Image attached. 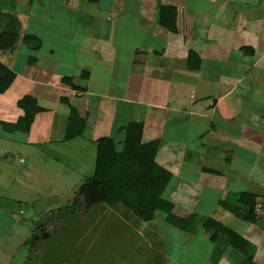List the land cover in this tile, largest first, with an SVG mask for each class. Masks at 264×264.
Wrapping results in <instances>:
<instances>
[{"label":"crops","instance_id":"obj_1","mask_svg":"<svg viewBox=\"0 0 264 264\" xmlns=\"http://www.w3.org/2000/svg\"><path fill=\"white\" fill-rule=\"evenodd\" d=\"M80 1L28 0L25 11L19 5L18 10L15 6L10 9V15L18 12L15 16L21 31L39 37L42 43L35 52L25 47L12 54L0 53V61L16 75L7 92L0 95V122H17L23 116L17 104L25 96L36 99L44 111L35 116L28 133L15 137L17 133L6 134L1 128L0 139L14 144L32 142L30 146L41 142L42 147L51 148L49 153L58 148L59 155L79 140L83 146H95L96 152L98 139L109 137L120 146L124 129L141 123L140 154L171 174L164 199L174 205V214L228 222L229 213L219 203L247 191L258 196L257 208L263 210L264 195L250 191L249 186L261 187L264 182L256 183L232 165L242 151L264 158V0H84L89 7L79 11ZM160 7L175 9V33L159 26ZM31 56L33 62L28 61ZM16 60L23 67H11ZM83 74L87 75L84 79ZM65 77L86 87L85 91L65 85ZM69 107L77 111L85 127L81 136L65 140ZM33 156H39L37 151L33 150ZM33 171L36 176L38 170L33 167ZM86 177L81 173L75 183ZM230 181L239 185L231 188ZM53 183L45 172L36 180L38 187ZM177 194L193 199L194 205L176 201ZM117 206L121 205L107 212ZM125 210L134 222L121 220L116 227L108 224L107 228L109 233H116L113 228H128V234L143 243L137 247L126 241L128 248L132 246L124 250L130 254L128 259L125 254L118 258L120 251L107 256L106 250L115 251L113 247L100 246L95 247V258H88L90 263L78 248L75 258L80 259L70 261L69 250L59 257L64 245L47 249L44 259L52 262L58 257L59 264H79L80 260L83 264H155L158 259L164 260L163 264L234 261L236 254L230 248L216 263L212 261L213 245L202 228L191 235L168 224L163 215L145 223ZM105 224L97 220L94 226L100 233ZM6 233L0 235L8 244ZM22 235L11 238L15 249L25 245V232ZM253 248L254 261L264 264V259L258 261L263 254ZM0 253L4 255L3 247ZM27 253L18 259H25ZM237 259L241 264L242 256Z\"/></svg>","mask_w":264,"mask_h":264},{"label":"rangeland","instance_id":"obj_2","mask_svg":"<svg viewBox=\"0 0 264 264\" xmlns=\"http://www.w3.org/2000/svg\"><path fill=\"white\" fill-rule=\"evenodd\" d=\"M0 3H4L0 4V7H4L5 10H7V13H10V9L13 8V6H15L16 10H18V5L21 6L22 12L28 7V0H0ZM86 7H89L87 1L84 2L83 0L79 2V11ZM16 13L18 12L12 13L13 18ZM46 13L48 14V12ZM7 22L8 21L4 17L2 25L7 26ZM24 48L25 46L22 42L18 43L17 49L23 51ZM15 66L23 67L19 60H16L15 65L11 67ZM81 82L85 85V80H81L80 83ZM9 104L13 106L12 102H9ZM14 109L15 108H13V114ZM13 123L15 122H8V124ZM1 128L2 126H0V134L2 133ZM14 132L17 133L13 135L15 137L17 135H21V132L19 131ZM7 133L9 132H6V134ZM31 136L32 133L29 134L28 140ZM23 139L27 140V137ZM32 144V142L27 144H14L12 140L0 139V234L7 231L5 239L8 242V244H6L4 235H0V237H2L0 238V249L2 247L4 249V255H1L0 253V264H5L6 262H9V264H15V259L17 260V263L22 261L24 264H42V261L59 264L60 261L58 257H53L52 262L45 260L44 258H46L45 254L47 249L50 247L57 249L61 247V245H64V249L62 248L61 250L59 255L60 258L66 255L68 253L67 250H69L71 251L72 258L70 261L80 259L75 258V255H77L79 250H81L87 254V257L84 260L89 261L88 263L91 261L88 259L90 256L95 258L97 250L95 247L103 246L105 248H110L112 246L115 251L112 249L106 250V253H108L107 256L112 255L116 251H120L118 252L119 255H117V257L122 258L126 256L128 259L130 254L128 252H124L127 247L126 241L137 244V247L143 246V243L136 240L137 238H135L134 234H128V228H124L119 231H117L116 228H113L116 233H109V228H107L108 224H115L114 227H116L118 225L116 223L120 224L121 220L127 223L133 221L131 214L126 212L125 208L122 206H117L112 208L110 210L111 212H107L110 208L109 206H106L101 202H95L91 205H87L85 210L79 214L77 218L71 220L63 218L61 220L60 218L62 217L57 214L54 216V219L56 220H50L46 223L43 218L50 215L51 212L54 215L60 207H64L66 204H71L75 200H79L82 203L86 202L87 204L84 189L86 187L85 184L88 183L87 179L94 173L96 160L95 146H83L82 143L77 140L76 144L71 143V146H66L67 150L59 155L56 153L58 148L53 149L55 152L49 153L51 148L44 144L42 147L41 142H38L37 144L34 143L35 146H30ZM33 150L37 151L39 156L34 157ZM40 150L42 151L40 152ZM44 152H46L47 155L44 156ZM18 156L21 159H18ZM33 167L38 170V174L36 176V171H33ZM232 167H234V170L242 171L245 174H248L252 179L257 181L256 183L264 182V158L262 157H256L242 151L239 154L238 162L233 163ZM44 172L47 173L49 179H52L54 183L49 186L42 185L41 187H38L36 186V180ZM81 173H83L84 176H87L86 180L84 182L78 180L75 183ZM80 182L83 184L80 185ZM41 183L38 185H41ZM236 185L239 184L231 181L229 182V186H231V188ZM37 187L39 188V191L37 190ZM249 190L255 191L258 195H264V186H249ZM177 195L178 196H174L176 201H181L186 206L194 205L193 199L191 200L185 196H180L179 194ZM237 198L238 194L233 197V199H226V202L234 203ZM257 212L264 214V209L260 211L258 207ZM228 215V222L222 221L225 224L221 223L239 235L246 237L250 243L251 249L256 246L259 252L263 254L258 258V261H262L264 259V216L252 225L244 223L230 213ZM97 220H100L101 224H103L104 221L106 223L105 226H102L100 233L98 232V228L94 226L95 221ZM13 225L14 227H12ZM24 232L25 237L23 240L25 241V245L19 247L20 249H15L11 244V238L15 237L20 239L22 238V233ZM155 234V231L153 235L151 234L152 240H155ZM163 235L167 236L168 231H165ZM177 238L178 237L175 239ZM156 240H158V238ZM15 241V239L12 240L13 244ZM152 242L153 241L148 240L149 244ZM81 244L83 246H81ZM157 245L159 244L157 243ZM169 245L171 248L176 247L171 243H168V246ZM77 248L79 250H77ZM26 250L28 253L27 256H25V259H18L21 253ZM88 250L89 253L86 252ZM164 252L166 254L168 253L167 250ZM166 254L164 256H166ZM233 254L236 255L233 258L234 261H230V264L238 262L237 257L241 255L236 251H234ZM29 257L33 258L32 262L27 260ZM98 260L101 259L98 257ZM163 262L164 260L162 261L158 259L155 264H163ZM169 264L173 263L169 262Z\"/></svg>","mask_w":264,"mask_h":264},{"label":"trees","instance_id":"obj_3","mask_svg":"<svg viewBox=\"0 0 264 264\" xmlns=\"http://www.w3.org/2000/svg\"><path fill=\"white\" fill-rule=\"evenodd\" d=\"M90 1L96 3L99 0ZM4 17L8 21L7 26L2 25ZM175 18L174 8L160 7L158 9L159 26L171 33L176 32ZM21 30L17 17L13 18L12 15L3 13L0 9V53H14L20 42L31 52L40 49L41 39L35 35L25 34ZM33 59L34 57L31 56L28 61L33 62ZM188 60L189 63L192 61L191 54ZM82 76L83 79L87 77L86 74ZM15 77V73L0 61V95L7 92ZM62 82L77 92H83L86 89L75 84L70 77L63 78ZM65 103L68 105L66 101ZM17 105L23 111V116L13 124L0 122V125L6 132L19 131L26 134L35 116L44 109L37 104L36 99L30 96L23 97ZM69 108L65 140L81 136L85 127V121L78 116L77 111L72 107ZM142 132L141 123H131L124 129L125 137L120 146H117V143L109 137L96 141L94 173L87 182L93 179L98 182V190L104 193V199L99 202L109 207L121 205L145 223L152 222L157 214L163 215L168 224L191 235L202 228L213 245L211 259L215 263L224 251L230 248L241 254V264H257L254 261V248L251 249L248 240L221 222L209 217H200L197 214L178 216L173 213L174 205L164 199L171 174L154 161L141 156ZM257 201L258 196L240 192L234 203L221 201L219 204L226 212L244 223L255 224L264 216L257 212ZM85 207H87L86 202L75 200L71 204L60 207L54 215L51 212L43 220L46 223L56 220L54 216L57 214L62 217L61 220L63 218L71 220L77 218Z\"/></svg>","mask_w":264,"mask_h":264},{"label":"water","instance_id":"obj_4","mask_svg":"<svg viewBox=\"0 0 264 264\" xmlns=\"http://www.w3.org/2000/svg\"><path fill=\"white\" fill-rule=\"evenodd\" d=\"M97 185L98 182L94 179L87 183L84 189L87 205H91L92 203L99 202L104 199V193L98 190Z\"/></svg>","mask_w":264,"mask_h":264},{"label":"clouds","instance_id":"obj_5","mask_svg":"<svg viewBox=\"0 0 264 264\" xmlns=\"http://www.w3.org/2000/svg\"><path fill=\"white\" fill-rule=\"evenodd\" d=\"M87 185V184H86Z\"/></svg>","mask_w":264,"mask_h":264}]
</instances>
